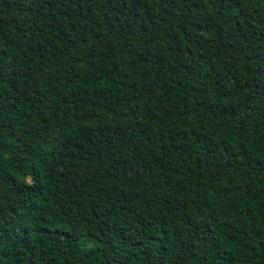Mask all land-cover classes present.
<instances>
[{
	"label": "trees",
	"instance_id": "16d2710c",
	"mask_svg": "<svg viewBox=\"0 0 264 264\" xmlns=\"http://www.w3.org/2000/svg\"><path fill=\"white\" fill-rule=\"evenodd\" d=\"M0 264H264V0H0Z\"/></svg>",
	"mask_w": 264,
	"mask_h": 264
}]
</instances>
